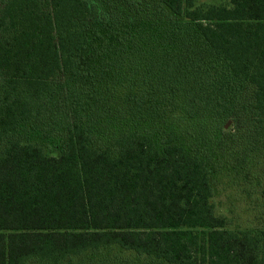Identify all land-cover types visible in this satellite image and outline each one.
<instances>
[{
    "label": "trees",
    "instance_id": "trees-1",
    "mask_svg": "<svg viewBox=\"0 0 264 264\" xmlns=\"http://www.w3.org/2000/svg\"><path fill=\"white\" fill-rule=\"evenodd\" d=\"M44 113L52 153L0 148V264H264L213 202L264 170V0H2L0 143Z\"/></svg>",
    "mask_w": 264,
    "mask_h": 264
},
{
    "label": "rangeland",
    "instance_id": "rangeland-1",
    "mask_svg": "<svg viewBox=\"0 0 264 264\" xmlns=\"http://www.w3.org/2000/svg\"><path fill=\"white\" fill-rule=\"evenodd\" d=\"M1 2L2 0L0 4ZM227 3L228 0H195L197 6L227 5ZM61 97V94H56L53 98L56 115L62 109L58 103ZM56 106L59 107L56 109ZM46 114L33 119L31 123L18 126L6 140L0 143V148H3L8 140L19 139L23 143L43 144L45 150L52 153L53 148L61 144L62 132L59 133L58 128L53 126V120ZM230 127L231 121H228L224 128L228 130ZM257 168L251 164L244 169L245 171H240L245 173L246 178L233 179L228 175L217 181L220 184L217 186L213 202L217 213L227 218L231 228L264 227V195L261 194L264 190V170L260 172ZM82 262L77 263L82 264Z\"/></svg>",
    "mask_w": 264,
    "mask_h": 264
}]
</instances>
